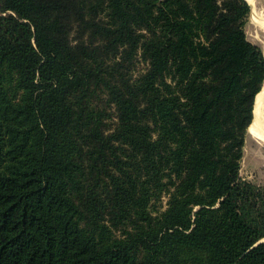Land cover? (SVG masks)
Returning <instances> with one entry per match:
<instances>
[{"label":"trees","instance_id":"trees-1","mask_svg":"<svg viewBox=\"0 0 264 264\" xmlns=\"http://www.w3.org/2000/svg\"><path fill=\"white\" fill-rule=\"evenodd\" d=\"M250 9L0 0V264H264Z\"/></svg>","mask_w":264,"mask_h":264},{"label":"rangeland","instance_id":"rangeland-1","mask_svg":"<svg viewBox=\"0 0 264 264\" xmlns=\"http://www.w3.org/2000/svg\"><path fill=\"white\" fill-rule=\"evenodd\" d=\"M255 7L258 11L264 13V0H255ZM245 31L247 38L254 44L258 45L264 55V32L259 29L252 21L251 10L248 20L245 24ZM144 67L145 64L141 61H138L134 74H138L143 71ZM240 175L243 178L250 179L256 182H260L264 179V160L256 155L255 142L250 139L248 132L246 134L243 146ZM166 199L167 196H163L162 200L156 203L155 207L157 211H161L166 207ZM151 209L153 210L154 207L151 206Z\"/></svg>","mask_w":264,"mask_h":264},{"label":"bare ground","instance_id":"bare-ground-1","mask_svg":"<svg viewBox=\"0 0 264 264\" xmlns=\"http://www.w3.org/2000/svg\"><path fill=\"white\" fill-rule=\"evenodd\" d=\"M251 7V17L254 24L264 32V13L255 7V0H247ZM263 11V10H262ZM252 23V22H251ZM264 86L257 93L255 101V118L247 128V132L252 141L255 142L256 155L264 160ZM259 159V158H258ZM262 162V161H261Z\"/></svg>","mask_w":264,"mask_h":264},{"label":"water","instance_id":"water-1","mask_svg":"<svg viewBox=\"0 0 264 264\" xmlns=\"http://www.w3.org/2000/svg\"><path fill=\"white\" fill-rule=\"evenodd\" d=\"M247 1V0H246ZM249 4V3H248ZM250 5V4H249ZM263 86H264V83H263ZM262 86V87H263ZM262 89V88H261ZM257 96V94H256ZM256 96H255V101H256ZM255 101H254V107H253V117H252V120L255 118V113H254V108H255ZM262 111L264 112V105H263V108H262ZM252 122V121H251ZM261 241H264V238L260 239L258 242H261Z\"/></svg>","mask_w":264,"mask_h":264}]
</instances>
